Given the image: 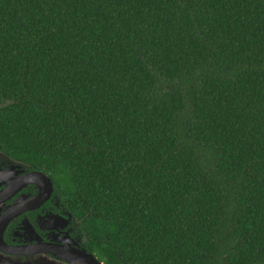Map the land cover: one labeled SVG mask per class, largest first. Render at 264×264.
<instances>
[{"label": "trees", "instance_id": "1", "mask_svg": "<svg viewBox=\"0 0 264 264\" xmlns=\"http://www.w3.org/2000/svg\"><path fill=\"white\" fill-rule=\"evenodd\" d=\"M0 150L106 264H264V0H0Z\"/></svg>", "mask_w": 264, "mask_h": 264}, {"label": "flooded vegetation", "instance_id": "2", "mask_svg": "<svg viewBox=\"0 0 264 264\" xmlns=\"http://www.w3.org/2000/svg\"><path fill=\"white\" fill-rule=\"evenodd\" d=\"M11 158L0 152V264H92L55 185L47 192L43 177L31 175L40 170Z\"/></svg>", "mask_w": 264, "mask_h": 264}, {"label": "water", "instance_id": "3", "mask_svg": "<svg viewBox=\"0 0 264 264\" xmlns=\"http://www.w3.org/2000/svg\"><path fill=\"white\" fill-rule=\"evenodd\" d=\"M1 152V150H0ZM7 155V154H6ZM22 162V161H21ZM24 163V162H23ZM27 164V163H25ZM28 165V164H27ZM31 175H34V176H42L43 177V185H42V188L49 192V191H52L53 189V181L51 180V177L49 175H47V173L43 172V171H34L32 172ZM58 199V198H57ZM58 202L60 203H63L61 199H58ZM86 247V246H85ZM88 250V249H87ZM87 250L85 249L86 251V257H89L90 260L92 261V264H106L104 261H101L97 256H95L93 253H90L89 250L87 252Z\"/></svg>", "mask_w": 264, "mask_h": 264}, {"label": "rangeland", "instance_id": "4", "mask_svg": "<svg viewBox=\"0 0 264 264\" xmlns=\"http://www.w3.org/2000/svg\"><path fill=\"white\" fill-rule=\"evenodd\" d=\"M2 152H3V151H2ZM3 153H5V152H3ZM8 156H9V155H8ZM9 157H11V156H9ZM12 158H13V157H12ZM12 158H11V159H12ZM13 159H15V158H13Z\"/></svg>", "mask_w": 264, "mask_h": 264}]
</instances>
